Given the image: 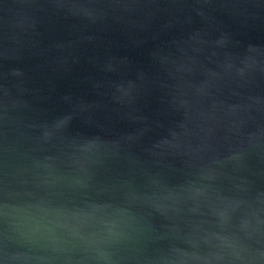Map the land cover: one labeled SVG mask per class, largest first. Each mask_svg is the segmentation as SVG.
Here are the masks:
<instances>
[{"label": "water", "instance_id": "1", "mask_svg": "<svg viewBox=\"0 0 264 264\" xmlns=\"http://www.w3.org/2000/svg\"><path fill=\"white\" fill-rule=\"evenodd\" d=\"M0 264H264V0H0Z\"/></svg>", "mask_w": 264, "mask_h": 264}]
</instances>
